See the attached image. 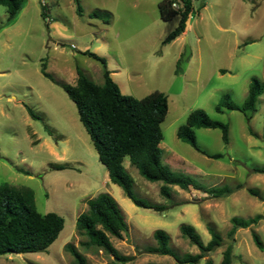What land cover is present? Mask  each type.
<instances>
[{"label":"rangeland","instance_id":"obj_1","mask_svg":"<svg viewBox=\"0 0 264 264\" xmlns=\"http://www.w3.org/2000/svg\"><path fill=\"white\" fill-rule=\"evenodd\" d=\"M78 1L80 15L72 0H25L11 21L0 6V185L31 189L40 214L55 213L64 220L46 252L3 255L0 264H75L65 251L67 244L87 264H173L169 256L143 251L156 245L153 233L162 230L176 254H198L181 236L183 224L194 227L203 244L210 240L208 226L223 239L198 264H220L228 245L232 264H264V250L256 248L251 235L255 232L264 244V175L250 170L264 167V94L248 121L236 111H215L224 95L241 105L252 78L264 84V0H192L184 33L168 44L163 42L179 16L162 20V0ZM85 52L105 60L123 95L142 99L158 91L167 96L168 112L160 125L162 165L205 188L228 187L230 193L215 198L173 186L165 199L159 194L161 183L146 181L127 158L123 167L133 180L134 195L167 208L156 212L137 207L111 183L74 103L41 71L45 64L57 82L74 85L80 70L101 85L103 68ZM26 106L39 119H32ZM196 109L228 126L227 144L219 129L195 130L198 147L222 155L219 159L198 153L176 136ZM56 165L63 168L54 169ZM101 193L116 201L127 224L122 239L110 238L130 259L125 263L87 244L76 231L86 201ZM256 216V224L237 229L232 239L228 236L231 218Z\"/></svg>","mask_w":264,"mask_h":264},{"label":"trees","instance_id":"obj_2","mask_svg":"<svg viewBox=\"0 0 264 264\" xmlns=\"http://www.w3.org/2000/svg\"><path fill=\"white\" fill-rule=\"evenodd\" d=\"M25 0H0L11 21L20 12ZM76 6V13L81 14L78 0H72ZM160 18L164 21L179 16V21L164 44L171 43L185 31L186 23L193 11L192 0H162L158 5ZM86 55L99 62L103 68V83L97 85L91 82L80 70H76L74 85L57 82L46 72L45 64L41 71L45 78L58 84L74 103L78 119L88 135L98 156V160L105 166L111 183L120 187L124 195L137 207L162 212L167 207L146 202L132 192L133 180L123 167L124 159H128L138 174L148 182H160L159 194L169 199L171 187L181 190L190 188L202 191L212 197H223L230 193L228 187L205 188L197 181L186 175L174 174L160 160V144L163 134L160 128L168 112L167 96L155 91L142 99L123 95L117 84L110 77L105 60L93 53ZM264 94V84L252 78L247 96L241 105L234 103L229 95H224L215 108L218 114L224 110L241 113L248 121L257 112L260 97ZM32 119H39L29 107H25ZM219 129L221 140L228 143V126L211 120L200 109L192 111L186 123L177 129L176 136L183 143L188 144L198 153L210 158L219 159L220 154L209 155L202 151L196 142L195 130ZM55 166L54 169H62ZM253 173L264 175V167H251ZM26 174V173H25ZM253 195L254 191H250ZM87 210L76 219V231L85 236L87 244L94 245L111 256L115 262L125 263L130 259L122 256L112 245L110 238L122 239L127 232V224L116 203L107 193L98 194L86 201ZM260 216L252 219L231 218V229L228 236L232 239L239 228H248L256 224ZM64 227V220L55 213L40 214L35 206L33 191L25 187H15L9 184L0 185V256L25 255L44 253L57 239ZM180 234L195 246L199 253L179 256L170 247V237L162 230H156L153 238L156 245L145 249V253L159 256H169L173 264H198L202 258L214 252L223 244L220 234L208 226L210 240L203 244L194 227L181 225ZM252 239L256 248L264 250L260 237L252 232ZM65 251L71 255L75 264H87L84 257L72 245L67 244ZM233 248L228 245L222 253L220 264H232ZM204 264H213L206 260Z\"/></svg>","mask_w":264,"mask_h":264}]
</instances>
